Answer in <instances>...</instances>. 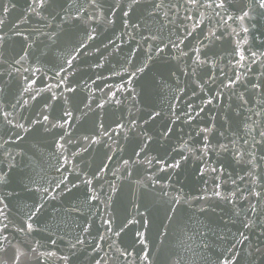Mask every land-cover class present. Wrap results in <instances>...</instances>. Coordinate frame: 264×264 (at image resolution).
Here are the masks:
<instances>
[{
    "label": "water",
    "instance_id": "obj_1",
    "mask_svg": "<svg viewBox=\"0 0 264 264\" xmlns=\"http://www.w3.org/2000/svg\"><path fill=\"white\" fill-rule=\"evenodd\" d=\"M160 2L58 0L41 19L30 0H0V264H66L77 236L67 264H148L137 232L150 264H264V9Z\"/></svg>",
    "mask_w": 264,
    "mask_h": 264
},
{
    "label": "snow or ice",
    "instance_id": "obj_2",
    "mask_svg": "<svg viewBox=\"0 0 264 264\" xmlns=\"http://www.w3.org/2000/svg\"><path fill=\"white\" fill-rule=\"evenodd\" d=\"M56 2H58V0H53V2H50V0H30L29 8H30L31 12L35 13L37 16H40L41 19H46V17H44V16L41 15V13H40V11H38V9H48V8H51V7L54 6V3H56ZM140 2H141V0H133V5L139 4ZM189 2L192 3L193 5H197L198 0H189ZM91 4L93 6H97L96 5V0H91ZM14 6L15 5H13V7ZM207 6L208 7H212V4H208ZM154 7L157 8V9L164 7L162 0H161L160 3H157L156 5H154ZM216 7L217 8H221V9L224 8L223 0H221V2L219 4H216ZM258 7L260 9H264V0H259ZM8 11H9V8L8 7H5L3 9V12H4L5 15L7 14ZM49 14L50 15H58V14H53L52 12H50ZM123 15L124 16H128L129 15V12L125 11V12H123ZM247 16H248V13L247 12H244L243 15L239 17V19L243 20ZM70 18L71 19H75V20L81 19V17L79 15H77L75 17H70V14H65L64 16L61 17V21L62 22H67ZM112 22H114V21H112ZM3 23H4V21L2 19H0V24H3ZM135 27H139V25H135ZM244 31L247 32L248 29L245 28ZM213 35H215V33H213ZM50 38H53L54 39V37H50ZM207 38L208 37H206V39ZM2 39H3V37L0 36V40H2ZM25 39H27V37H25ZM89 39H95V37L94 36H89ZM145 39H156V37H145ZM162 51H163V49L160 48L159 45H157L156 55H159V53L162 52ZM196 51H199V49H196ZM184 54H186V53H184ZM253 55H255V54H253ZM148 58L149 59L152 58V55H151V52L150 51H149V57ZM244 58L245 57L243 56V54H241L240 59L243 60ZM196 59H197V61H199L202 64H206L208 62L207 60L200 61V57L199 56H197ZM17 63H19V61H17ZM67 63L69 65H71L72 61L71 60H68ZM146 68H147V64H145L144 66H141V67H137L134 72L130 73V75L133 76L134 78H138L136 76V74L137 73H143ZM128 83L131 84L132 81L129 80ZM229 86H232V85H229ZM2 90L3 89H0V91H2ZM26 91H27V89H26ZM68 91L75 92V89L70 87L68 89ZM131 91L132 92H135V89L133 88V89H131ZM133 99H134V97H133ZM209 103H211V101H209ZM88 106L90 107V105H88ZM97 107L103 108L104 105L103 104H97ZM4 115H5V119H7V113H5ZM65 115L71 116L72 113L70 111H68V112L65 113ZM158 116H160V113L159 112L150 113L149 114V119L154 120ZM8 122L11 123V121H8ZM45 122H49V116L48 115H43L42 116V120L39 119V118L33 120L32 121V124H44ZM147 122L148 121L146 120L145 123H147ZM70 123H71V121L66 120V121H64V123L52 124V128L60 127V128L63 129V128L66 127V125H68ZM14 126L20 128V129H23L25 132L30 131V129H26L23 124H16ZM135 126H136L135 118L133 117V119L128 122V130L131 131L133 128H135ZM100 127L103 128V125L101 124ZM125 127L126 126H125L124 123H119L118 124V128L120 130H124ZM50 130L51 129H49L47 127L45 128V131H50ZM113 131H115V130H113ZM170 131H171L170 129L165 128L164 133H162V135H165V134L169 133ZM205 131H207V130H205ZM117 134L119 135V133H117ZM100 135L101 136H109L110 137L111 136V133L107 129H104L100 133ZM261 135H264V133H262ZM101 142L102 141L99 140V139H94L92 141V143H101ZM61 147H63V145H61ZM144 147H147V143H145L141 147V151H143V148ZM185 159H187V158L185 157ZM124 164H125V166L130 167L129 162L127 160L124 161ZM168 167L169 168H176V169H178V168H180V163L179 162H175L173 164L168 165ZM164 170H166V169H163V168L161 169V171H164ZM213 171H216V169H213ZM128 176H131V172H128ZM5 179H6L5 176H0V184H3L5 182ZM85 183L91 184L92 181L91 180H87V181H85ZM35 191H40V189L37 188V189H35ZM45 191H47V190H45ZM217 195L219 196V193H217ZM255 195L257 196V198H259L260 193H256ZM220 198L221 199H225L226 197H220ZM91 199L95 200V199H98V197L93 196ZM173 199L176 200L177 203H179V198L174 197ZM0 203H3V198H0ZM5 207H6V205H5ZM40 207H43V205H40ZM3 211H4V209L3 208H0V212H3ZM35 211L36 212H39V208H37ZM201 211H205V209L202 208ZM142 215L146 216L147 214L144 213ZM32 218L33 217H30L29 219H32ZM104 223L108 225V231H111V223H112L111 220H106V221H104ZM131 223H138V221H135V220L128 221L127 224L124 225V227H127L128 224H131ZM142 223L146 227L148 221L145 219V220L142 221ZM7 227H8V225H7V223H5L3 225V227H0V232L5 231L7 229ZM245 227H251V225L246 223L245 224ZM33 230H34L33 229V225L31 223H27L26 224V228H18L17 229V231H26V232H31ZM122 231H123V228H121L120 231L116 232L115 235L119 236ZM136 236L139 238L138 243L143 246L141 248V252L143 253L141 259L143 261L148 262V264H150L149 254H148L147 251H145V249L148 247L147 241H146V235H145L144 232H137L136 233ZM100 239L103 240L104 237L101 236ZM244 239L247 240V236H245ZM4 241H7V236H4L2 239H0V247H2ZM52 243L55 244V241H52ZM84 243H85V241L83 239H80L79 236H77L74 241L73 240H69L68 241L69 253H68V255L62 256L61 259H63L66 262V264H67V261L72 256L75 255L76 251H78L77 246L78 245H83ZM4 250H6V249H4ZM117 251L120 252V255L121 256H125L126 257V250H120L119 248H117ZM256 251H260V249L257 248ZM19 255L20 256H23L24 253L23 252H20ZM50 255L55 256L56 254L55 253H50ZM234 255H238V254H234L232 252H229V255L227 257H224L222 259L221 264H235V259L233 258ZM249 255H252V253H249ZM16 260H17V264H19V256H17Z\"/></svg>",
    "mask_w": 264,
    "mask_h": 264
}]
</instances>
